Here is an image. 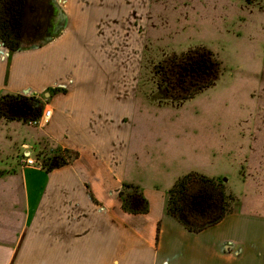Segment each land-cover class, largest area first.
<instances>
[{
  "label": "crops",
  "instance_id": "1",
  "mask_svg": "<svg viewBox=\"0 0 264 264\" xmlns=\"http://www.w3.org/2000/svg\"><path fill=\"white\" fill-rule=\"evenodd\" d=\"M56 1L64 26L38 49L60 54L62 76L47 77L41 89L28 80L12 89L14 58L3 60L0 83L9 93L66 89L52 91L47 105L54 114L42 132L78 156L51 171L24 165L23 157L0 162V264H264V217L235 205L222 221L193 233L167 212L173 185L167 192L157 184L147 190L121 172L123 134L129 132L125 106L144 111L139 102L147 87L139 82L144 42L147 34L150 41L154 36L152 1ZM68 57L66 68L62 60ZM55 64L48 56L43 68L55 72ZM153 76L157 86L149 97L156 94L161 107L169 99L188 100L170 98ZM125 182L142 188L148 213L122 209L119 190Z\"/></svg>",
  "mask_w": 264,
  "mask_h": 264
},
{
  "label": "rangeland",
  "instance_id": "2",
  "mask_svg": "<svg viewBox=\"0 0 264 264\" xmlns=\"http://www.w3.org/2000/svg\"><path fill=\"white\" fill-rule=\"evenodd\" d=\"M151 1L155 27L150 33L154 36L150 41L147 34L144 42L139 82L142 88L147 87L139 102L144 111L135 104L125 106L129 115L121 165L125 180L147 190L157 184L167 192L178 177L192 170L215 179L227 178L226 192L235 196L236 205L264 217V0ZM40 2L41 8L59 12L50 0ZM38 48L11 54L0 44V71L3 60H16L17 81L12 89L26 80L41 89L47 77L62 76L58 71L60 54ZM197 48L211 50L221 62L218 75L211 76L214 83L187 101L178 104L169 99L170 104L161 107L163 102L157 101L156 94L149 97L157 86L150 82L154 64L172 57L181 59ZM48 56L56 63L55 72L43 68ZM62 65L70 67L69 57ZM156 77L160 79L161 74ZM0 87L1 98L9 93V87L2 89V83ZM53 90L38 94L44 106L50 104ZM22 92L27 97L35 94ZM12 112L22 113L18 109ZM49 120L35 126L0 115V162L15 161L29 149L32 157L45 165L60 147L42 132ZM22 141L30 146H21Z\"/></svg>",
  "mask_w": 264,
  "mask_h": 264
},
{
  "label": "trees",
  "instance_id": "3",
  "mask_svg": "<svg viewBox=\"0 0 264 264\" xmlns=\"http://www.w3.org/2000/svg\"><path fill=\"white\" fill-rule=\"evenodd\" d=\"M40 1L0 0V41L11 54L42 47L62 30L65 16L59 4L50 0L59 12H49L41 8L43 2ZM220 70L221 62L207 48L192 49L181 59L172 57L156 66V71L161 74L159 85L175 100L193 98L214 83L211 76H217ZM45 106L38 94L27 97L21 93H7L0 98V115L30 122L41 116ZM16 109L22 113H13ZM77 156L70 149L58 147L43 167L51 171L72 162ZM119 196L125 212L145 214L150 211V202L139 185L125 182ZM236 201L234 195L226 192L223 179L190 171L180 176L169 190L167 212L188 231L199 233L233 212Z\"/></svg>",
  "mask_w": 264,
  "mask_h": 264
},
{
  "label": "built area",
  "instance_id": "4",
  "mask_svg": "<svg viewBox=\"0 0 264 264\" xmlns=\"http://www.w3.org/2000/svg\"><path fill=\"white\" fill-rule=\"evenodd\" d=\"M48 104V103H47ZM46 104L41 116L33 121H30V123L32 125H39V126H42L46 121H48L51 116H52V112H53V109L51 107H49L48 105ZM22 163L24 165H27V166H40L42 167L43 166V163L42 161L32 157L31 154L29 155H24L23 156V159H22Z\"/></svg>",
  "mask_w": 264,
  "mask_h": 264
},
{
  "label": "flooded vegetation",
  "instance_id": "5",
  "mask_svg": "<svg viewBox=\"0 0 264 264\" xmlns=\"http://www.w3.org/2000/svg\"><path fill=\"white\" fill-rule=\"evenodd\" d=\"M0 43H1V41H0ZM2 46L3 47H5L3 44H2ZM5 48H7V47H5ZM8 49V48H7ZM10 53V52H9ZM160 63V62H159ZM159 63H155L154 64V69H155V71H154V74L156 75V74H159L157 71H156V66L159 64ZM163 63V62H162ZM158 84H159V80H158ZM173 99V98H172Z\"/></svg>",
  "mask_w": 264,
  "mask_h": 264
},
{
  "label": "water",
  "instance_id": "6",
  "mask_svg": "<svg viewBox=\"0 0 264 264\" xmlns=\"http://www.w3.org/2000/svg\"><path fill=\"white\" fill-rule=\"evenodd\" d=\"M48 94V93H47ZM225 181H227V178H224Z\"/></svg>",
  "mask_w": 264,
  "mask_h": 264
}]
</instances>
